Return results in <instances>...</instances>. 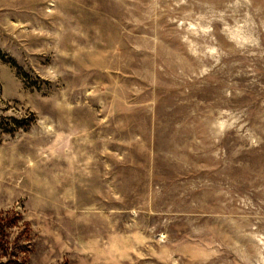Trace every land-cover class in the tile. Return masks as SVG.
I'll return each mask as SVG.
<instances>
[{
  "label": "rangeland",
  "instance_id": "obj_1",
  "mask_svg": "<svg viewBox=\"0 0 264 264\" xmlns=\"http://www.w3.org/2000/svg\"><path fill=\"white\" fill-rule=\"evenodd\" d=\"M0 264H264V0H0Z\"/></svg>",
  "mask_w": 264,
  "mask_h": 264
}]
</instances>
